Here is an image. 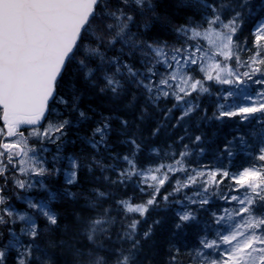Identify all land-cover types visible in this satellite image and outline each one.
Here are the masks:
<instances>
[{
  "label": "snow or ice",
  "instance_id": "snow-or-ice-1",
  "mask_svg": "<svg viewBox=\"0 0 264 264\" xmlns=\"http://www.w3.org/2000/svg\"><path fill=\"white\" fill-rule=\"evenodd\" d=\"M0 264H264V0H0Z\"/></svg>",
  "mask_w": 264,
  "mask_h": 264
}]
</instances>
